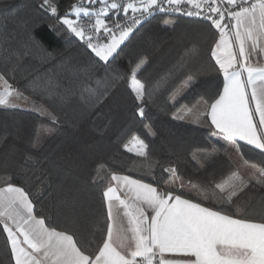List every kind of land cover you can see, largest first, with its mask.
Instances as JSON below:
<instances>
[{
	"label": "snow or ice",
	"instance_id": "6c2138e0",
	"mask_svg": "<svg viewBox=\"0 0 264 264\" xmlns=\"http://www.w3.org/2000/svg\"><path fill=\"white\" fill-rule=\"evenodd\" d=\"M38 7L42 15L50 14L61 26L49 24L53 31L78 38L88 60L67 69L66 85L46 73L34 76L25 85L30 89L25 95L15 86L13 73L30 52L12 53L5 59L14 57L15 64L0 71V106L18 107L16 100L28 101L32 96L54 97L64 105H79L89 115L99 114L123 83L134 102L133 119L143 129L142 134H129L124 150L149 159L156 141L164 138L177 157L162 165L168 178L155 184L117 172L107 174L102 186L106 227L100 243L90 249L75 228L61 226L55 218L37 211L40 201L35 193H44L48 180L41 178L35 192L27 186L31 180L27 173L39 161L35 152L22 153L16 167L0 175V233L7 264H264V211L253 216L238 208L232 210L250 187L260 186L264 192V162L244 160L255 170L248 177L232 171L226 178L210 181L199 198L186 195L185 185L175 184L180 179L178 142L164 137L147 111L167 77L147 85L143 74L150 57L134 55L132 47L157 14L179 13L207 21L217 37L210 47L211 69L222 77L221 83L193 106L179 107L171 118L185 120L195 115L212 130V137L227 141L236 152L240 153V142H244L264 153V0H69L63 12L58 0H40ZM161 20L166 26H177L175 19L161 16ZM44 22L38 20L37 25ZM30 39L40 52L51 55L39 32ZM195 52V48L189 49L186 56ZM125 54L130 65L127 71L114 67ZM185 67L182 60L176 71ZM197 75L185 74L180 89L170 97L173 103L176 94L191 87ZM200 104L203 110L194 113ZM39 111L59 123V117L48 108L41 106ZM6 140L0 138V143ZM39 142L37 136L32 147ZM197 165V171H209L212 162L197 161ZM188 184L191 186V180ZM208 200L222 201L225 207L206 203ZM261 204L264 207V200Z\"/></svg>",
	"mask_w": 264,
	"mask_h": 264
},
{
	"label": "trees",
	"instance_id": "16d2710c",
	"mask_svg": "<svg viewBox=\"0 0 264 264\" xmlns=\"http://www.w3.org/2000/svg\"><path fill=\"white\" fill-rule=\"evenodd\" d=\"M39 3L40 0H0V71L15 64L14 57L5 59L12 53L19 55L30 52L13 73L15 86L25 95L30 92L25 85L34 76L46 73L61 85H66L67 69L88 60L78 38L66 31H53L48 26L54 24L56 28L61 27L50 14L42 15ZM58 3L63 12L69 0H58ZM161 16L175 19L177 26L164 25ZM38 20L45 22L37 25ZM214 31L208 27L207 21L201 19L157 14L151 18V23L144 26L132 46L134 55L150 57V64L143 74V81L147 85H156L167 77L147 110L148 116L164 137L178 142V172L184 181L183 191L193 199L204 193L210 181L226 178L232 171L245 177L255 172L244 160L257 164L264 162V153L244 142H240L241 155L226 142L212 137V130L207 124L198 125L194 122L195 115L185 120L171 118L179 107L185 104L193 106L201 95H211L221 83L222 77L211 69L214 61L210 59V47L217 38ZM35 32L43 37L44 47L51 55L33 46L30 36ZM192 48L196 49L195 54L186 56ZM182 60L186 67L177 72L176 66ZM114 67L127 71L130 67L127 54ZM188 72L198 75L191 87L183 88L176 94L173 103L170 97L180 89ZM30 101L34 102V109L0 106V138L7 137L6 142L0 143V175L5 170L10 172L14 169L22 153H37L39 163L27 173L31 177L27 186L35 192L34 186L39 184L41 178L48 180L45 192L35 193L40 201L37 211L55 218L61 226L75 228L79 238L90 249H95L106 227L102 186L107 174L117 172L155 184L168 178L162 172V165L175 161L177 151L172 150L164 138L156 141L154 155L149 159L124 150L123 143L127 142L129 134H142L143 129L133 119L134 102L123 83L115 99L102 106L98 110L99 114L89 115L79 105H64L54 97L32 96ZM41 106L54 112L59 117V123H53L42 115L39 111ZM37 136L39 146L33 148L31 142ZM193 155L195 160L192 159ZM205 160L212 162L211 169L197 171V161ZM262 200L264 192L260 186L250 187L232 210L238 208L259 216L264 211ZM206 203L225 207L218 200H208ZM0 262L7 264L2 233Z\"/></svg>",
	"mask_w": 264,
	"mask_h": 264
},
{
	"label": "rangeland",
	"instance_id": "374dc122",
	"mask_svg": "<svg viewBox=\"0 0 264 264\" xmlns=\"http://www.w3.org/2000/svg\"><path fill=\"white\" fill-rule=\"evenodd\" d=\"M16 102V104L17 105H19L18 106V108H23V109H34L36 106H35V104L32 102V101H30V100H28V101H24V100H16L15 101ZM203 105L202 104H200V105H198L197 107H196V109H195V111L196 112H199V111H202L203 110ZM194 122H196V124H199L200 122H198L197 120L196 121H194ZM216 138V137H215ZM217 140H220V141H222V142H227V141H225V140H222V139H219V138H216ZM227 144H228V142H227Z\"/></svg>",
	"mask_w": 264,
	"mask_h": 264
},
{
	"label": "crops",
	"instance_id": "0c3cea01",
	"mask_svg": "<svg viewBox=\"0 0 264 264\" xmlns=\"http://www.w3.org/2000/svg\"><path fill=\"white\" fill-rule=\"evenodd\" d=\"M0 90H2V89H0ZM193 116V115H192ZM191 117V116H190ZM190 117H186V118H190ZM193 120L194 121H196V117L195 116H193ZM196 123V122H195ZM198 125H202V123H199ZM220 141V140H219ZM227 143V142H226ZM229 145V144H228ZM231 146V145H230ZM181 183H183L184 184V181L183 180H181V179H178V180H176L175 181V184H176V186L178 187L179 186V184H181Z\"/></svg>",
	"mask_w": 264,
	"mask_h": 264
},
{
	"label": "built area",
	"instance_id": "2783aa9c",
	"mask_svg": "<svg viewBox=\"0 0 264 264\" xmlns=\"http://www.w3.org/2000/svg\"><path fill=\"white\" fill-rule=\"evenodd\" d=\"M166 15H168V14H166ZM172 16H180V17H186V18H191V19H200V18H198V17H187V16H182V15H180L179 13H177V14H173ZM202 20V19H201Z\"/></svg>",
	"mask_w": 264,
	"mask_h": 264
}]
</instances>
